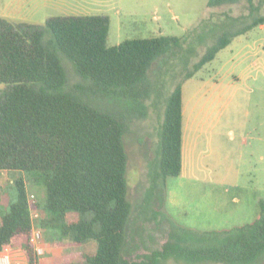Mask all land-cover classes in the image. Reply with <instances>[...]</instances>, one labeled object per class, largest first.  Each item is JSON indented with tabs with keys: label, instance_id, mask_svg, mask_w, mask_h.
Listing matches in <instances>:
<instances>
[{
	"label": "trees",
	"instance_id": "1",
	"mask_svg": "<svg viewBox=\"0 0 264 264\" xmlns=\"http://www.w3.org/2000/svg\"><path fill=\"white\" fill-rule=\"evenodd\" d=\"M239 1L208 0L207 6ZM245 1L248 14L225 15L221 27L204 31L203 40L196 33L198 24L184 37H134L107 45V15L50 16L41 25L0 17V169L37 175L44 188V204H38L45 213L37 225L41 232H53L72 244L94 240L95 251L83 254L86 264H167L171 259L247 264L264 252L263 200L258 202L259 214L244 225L194 233L172 222L160 248L137 260L128 259L123 251L132 211L124 144L129 122L125 111L131 103L124 97L138 101L132 90L159 59L165 66L186 69L171 74L169 83L163 81L167 93L159 141L139 210L156 216L157 191L165 188L167 177L182 171V83L233 37L264 22L258 15L264 0ZM246 17L251 20L239 27L238 20ZM212 30L220 32L208 43ZM200 46L205 48L199 55ZM63 58L112 103L99 105L85 88L67 89ZM113 104H120L121 110ZM12 182L15 199L0 214V253L6 244L24 246L29 264H35L26 180L20 175ZM69 211L81 217L68 219Z\"/></svg>",
	"mask_w": 264,
	"mask_h": 264
},
{
	"label": "rangeland",
	"instance_id": "2",
	"mask_svg": "<svg viewBox=\"0 0 264 264\" xmlns=\"http://www.w3.org/2000/svg\"><path fill=\"white\" fill-rule=\"evenodd\" d=\"M207 2L0 0V13L10 16L2 18L23 19L39 25L50 16L107 15V45H114L134 37H184L198 24L196 33L199 32L203 40L204 31L215 25L221 27L220 22L226 19L225 15L238 17L249 12L245 0L216 7H208ZM254 3L258 4L259 0H254ZM260 8L258 15L264 16V1ZM250 20L241 18L238 26ZM219 32H209L206 41H214ZM263 45L264 27L256 25L233 37L211 61L182 83V171L179 176L167 177L165 188L157 191L153 201L154 209L159 211L156 216H153V212L144 215L139 210L148 184L149 162L159 141L158 130L167 93L164 83L171 81V74L180 75L186 69L180 65L165 66L163 60L159 59L149 69L144 82L132 90L138 101L132 102L131 98L124 97L131 103L125 111L129 122L124 135L128 154V199L132 204L123 246L128 259L137 260L144 253L160 248L168 238L172 222L185 230L202 233L244 225L259 214L258 202L264 201ZM204 48L199 47V55ZM63 65L67 74V89L76 86L85 88L86 92L90 91L88 96L99 105L112 103L106 101L105 95L97 93L89 80L78 75L66 58H63ZM125 102H122V108ZM111 106L121 110L120 104L119 108L115 104ZM20 175L25 178L29 193L34 194L32 212L37 213L34 221L38 225L45 215L40 207L44 204V188L37 181V175L30 172L0 169L1 213L15 199L12 181ZM67 217L77 219L81 215L69 211ZM33 245L35 264H86L83 254L96 249L94 240L72 244L67 238L59 240L53 232L48 231L41 232V237ZM23 250V247H13L10 252L18 254L21 259ZM167 264L221 263H187L171 259ZM247 264H264V252Z\"/></svg>",
	"mask_w": 264,
	"mask_h": 264
},
{
	"label": "built area",
	"instance_id": "3",
	"mask_svg": "<svg viewBox=\"0 0 264 264\" xmlns=\"http://www.w3.org/2000/svg\"><path fill=\"white\" fill-rule=\"evenodd\" d=\"M34 200V194L29 193L28 194V201L30 203V212H31V220H32V242L37 241L41 237V230L40 228L35 224V217L37 216V213L32 212V201ZM10 248V249H9ZM12 247L4 245L1 251L0 255V264H29L28 258L26 255L25 249L23 250V258L19 259L20 256L11 254L10 250ZM18 259V260H17ZM17 260V261H15Z\"/></svg>",
	"mask_w": 264,
	"mask_h": 264
},
{
	"label": "crops",
	"instance_id": "4",
	"mask_svg": "<svg viewBox=\"0 0 264 264\" xmlns=\"http://www.w3.org/2000/svg\"><path fill=\"white\" fill-rule=\"evenodd\" d=\"M5 16H8V17H10L9 16V14H6V13H4V12H2V13H0V17H5ZM14 18H19V17H14ZM21 18V17H20ZM22 18H24L25 20H32V19H30V18H28V17H22ZM21 18V19H22ZM23 20V19H22ZM261 27H264V22L263 23H261V24H259ZM264 46V45H263ZM27 193L29 194V191L27 190ZM0 214H1V210H0ZM7 246H10V247H12L13 248V246H11L10 244H6ZM21 247H23L24 248V246H20V247H14V248H21ZM0 255H1V253H0Z\"/></svg>",
	"mask_w": 264,
	"mask_h": 264
}]
</instances>
